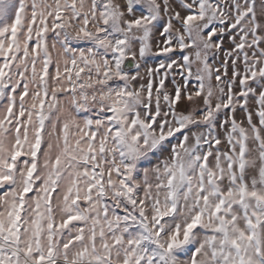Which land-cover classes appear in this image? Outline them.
<instances>
[{"label":"rangeland","instance_id":"1","mask_svg":"<svg viewBox=\"0 0 264 264\" xmlns=\"http://www.w3.org/2000/svg\"><path fill=\"white\" fill-rule=\"evenodd\" d=\"M0 264H264V0H0Z\"/></svg>","mask_w":264,"mask_h":264},{"label":"water","instance_id":"2","mask_svg":"<svg viewBox=\"0 0 264 264\" xmlns=\"http://www.w3.org/2000/svg\"><path fill=\"white\" fill-rule=\"evenodd\" d=\"M136 66L135 62L133 60H127L124 65V70H132Z\"/></svg>","mask_w":264,"mask_h":264}]
</instances>
